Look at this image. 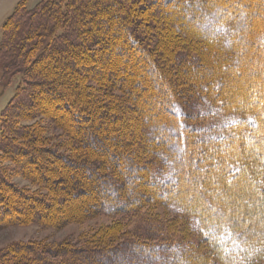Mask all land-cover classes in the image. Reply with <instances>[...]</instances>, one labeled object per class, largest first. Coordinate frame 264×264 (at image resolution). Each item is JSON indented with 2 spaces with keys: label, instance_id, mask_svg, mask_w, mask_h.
<instances>
[{
  "label": "trees",
  "instance_id": "trees-1",
  "mask_svg": "<svg viewBox=\"0 0 264 264\" xmlns=\"http://www.w3.org/2000/svg\"><path fill=\"white\" fill-rule=\"evenodd\" d=\"M133 52L139 64L131 62ZM201 55H211L210 61L204 62ZM104 58L112 61L99 70L98 62ZM0 71L3 77L22 75V85L0 121V155L13 165L9 173L0 164V212H14L13 224H44L37 209H51L46 198L58 202L67 198L82 202H74L67 220L137 215L160 207L174 218L181 216L190 235L189 241L174 236L175 219L169 225L154 221L153 228L143 226L132 240L93 248L12 244L0 249V264H257L262 260L264 240L242 224V210L232 209L234 200L242 207L244 201L259 200L260 179L241 178L240 183L246 180V185L254 186L253 196L231 186L232 172L242 159L236 146L216 155L215 164L216 157L209 153L215 146L201 147L209 129L200 128L197 135L181 116L185 108L195 114L230 104L222 98L214 106L216 93L203 97V88L213 89L222 82L221 75L228 80L252 75L234 100L239 115L223 127L228 128V142L250 128L264 136V104L249 103L250 90L264 97V0H40L31 8L19 0L2 24ZM125 74L129 79H123ZM199 87L202 92L196 91ZM50 98L66 103L67 114L62 105H49ZM192 99L199 102L193 104ZM150 102L157 107L147 110ZM245 109L253 110V117L244 121ZM45 120L62 132V141L53 143ZM83 120H89L90 126L82 127ZM103 120L112 122L106 133L99 130ZM180 128L189 133L181 136ZM181 146L190 153L179 152ZM185 160L191 164L188 169ZM45 164L56 167L57 177L46 176L50 169ZM261 164L258 157L252 163L257 175L263 174ZM209 165L216 168L202 177L195 173ZM12 173L24 176L44 194L16 188L8 179ZM188 174L196 182L189 194L183 182ZM210 196L229 202L211 208ZM226 206L229 221L222 216ZM120 226L113 224L103 236L112 241L109 231ZM225 233L236 247L219 244L217 236ZM239 245L247 247L244 252Z\"/></svg>",
  "mask_w": 264,
  "mask_h": 264
},
{
  "label": "rangeland",
  "instance_id": "rangeland-1",
  "mask_svg": "<svg viewBox=\"0 0 264 264\" xmlns=\"http://www.w3.org/2000/svg\"><path fill=\"white\" fill-rule=\"evenodd\" d=\"M18 1L19 0H0V39H1V29H2L3 20H5L7 16L10 15V13L12 12L14 6L17 4ZM39 1L40 0H25V3L29 8H31L35 4H37ZM132 57L134 59L135 57L134 52H133V55L131 56V59L128 58V60L130 59L131 62L132 61L135 62V59L133 60ZM201 58H202L201 60H203L204 62H208L210 61L211 55H201ZM119 59L123 60V57H119ZM111 61H109V59L107 58H104V60L101 59L100 62H98L99 64L98 69L102 70L104 67L109 65ZM136 63L139 64L138 61H136L135 64ZM125 70L126 69H124L123 72H126ZM136 72L138 73L140 71L136 69ZM142 72L144 74H147L146 70H143ZM221 76H222L221 77L222 82L218 83L217 85H214L213 89L210 87H208L207 90L203 88L202 90L204 91L203 97H207V98L208 96L210 97V95L206 96V94H211V97H212L214 96L212 93L214 94L216 93L217 103H215L214 106H217L218 104H220L218 103V101L222 98L229 99L228 101L230 102L228 103L230 104L226 103L224 105V108L222 109L219 108L216 111H214V109L212 108V110L207 109L208 112L207 110L206 111L199 110L198 113L195 112V114L193 113V111L188 112L187 109L185 108L184 110L185 113L181 116V120L183 119L182 120L183 123H187L193 128H196L192 132L197 135L201 133V131L199 130L200 128L204 127L205 130L209 129L210 136L206 141H204V143L202 142L201 147L208 148V147L215 146L214 151H210L209 149V153H211L213 157H216V159H217L218 154H220L221 152H227L228 148L230 150L231 147L236 146L235 151H237L238 154L242 155V159L240 160L241 164L236 163L237 168L233 170L232 172L233 174L231 178V183H232L230 184L231 186H234L235 188L245 189V193L247 196L248 195L253 196L251 191L255 189L254 186H252L251 183L246 185V180L245 182H243V184L240 183L241 178H244V179L246 178L251 182L254 178H255L254 180H256V178L257 180L258 178L260 179V181L257 182L258 184L257 195L258 197H260L259 200H256L253 202L244 201L243 203L244 208L241 206V201L234 200L232 209L234 210V212L241 211V210L243 211V217L241 218L242 224L245 227H247L248 230L249 229L253 230L254 228V231L256 230L254 237H257V239L261 241V240H264V217L262 215L264 213V204L261 203V202H264V200L260 201V199L264 197V175H263L264 174V159H263L264 158V136L260 135V130H255L254 128L252 129L250 128L249 131H247L244 135L239 136V137L235 135L232 138V140L228 142L229 140H227L228 138L227 136H228L229 131H228V128L223 127L225 123L230 122V120L235 119L239 115L238 112H240V109H237L236 101L234 100L239 98L238 94L240 93V91H242L245 88L246 83L250 82L252 75L251 76L250 75L246 76V74L244 76L240 75V76H236V78L232 80H228V78L223 75ZM246 77H248L249 79H247ZM125 78L129 79V76L125 74L123 76V79ZM195 83H197V81ZM21 85H22V75L17 74V75H13L10 77H3V73L0 71V121L2 119V114L5 108L10 103L11 99L16 94L17 89ZM200 89H201L200 87L196 88V91L202 92ZM143 92L144 91H142V93ZM253 95L255 99L252 97ZM249 98H251L249 101L250 104H254V105H259V103L264 104V97L260 96L258 91L255 92L254 94L252 90H250ZM55 100L56 99L52 100L51 98L48 99V102H49L48 104L49 105L51 104L52 106L62 105L64 109L63 110L64 114L65 113L67 114V110L65 108L66 103H63L62 100L61 101L60 100L55 101ZM197 102L199 101L192 99L193 104H196ZM146 107H147L146 108L147 110L155 109L157 107V103L150 102L148 105H146ZM71 110L73 109L71 108L70 111ZM131 111L132 109H130V112ZM252 112L253 110L251 109H245L246 115L244 116L243 120L245 121L247 117H253ZM206 113H208V116H206ZM79 118L81 119V116ZM28 123L31 124L33 123V121H28ZM44 123L46 124L48 135L54 137L53 139H55V142L52 140L53 143L55 144L56 142L62 141V138H61L62 132L58 129L53 128L49 121L45 120ZM89 123H90L89 120L88 121L83 120L80 123V125L82 124L81 125L82 127H89L90 126ZM111 123L112 122L108 123L105 120H103L101 124V128L99 129L100 132L106 133L107 130H111L112 129ZM259 127H260V123H259ZM180 132H181V136L187 135L189 133V131L185 130L184 128L183 130L180 128ZM212 134H214V136L216 137H211ZM221 134L223 135V137L220 136ZM178 151L182 152L185 155L190 153L187 147L184 148L182 146ZM257 157L260 160V164L261 163L263 164V165L261 164L260 166V170L262 171L263 174H260V175L256 174L255 169H253V166H252V163H255V160ZM233 161L235 160L233 159ZM201 163H203V161H201ZM214 163L215 164L218 163V159L215 160ZM0 164L4 167H7L8 170L10 171L9 173L13 171V165L7 160H5L1 155H0ZM190 165L191 164H189V161L185 160L184 167L188 169L190 168ZM45 166L47 167V169H50V173H51V174L48 173L46 170L45 172L46 176H49V177L52 176L53 178L57 177L56 175H58V172L56 171L57 170L56 167H54L51 164L50 165L45 164ZM52 168L54 170H52ZM214 168H216V165L215 166L209 165L207 168L196 170L195 173L202 177L204 176L205 172L207 173L209 171H212L214 170ZM191 175L183 178V182L186 185L185 189L187 190V194L191 193L194 190L193 185L196 183L194 181V176H191ZM8 179L18 189L25 190L29 193H34V190H36V188L33 185H31L24 176L20 174L12 173ZM216 180L218 179L216 178ZM248 180L247 182H249ZM55 181L58 183L60 179L56 178ZM58 185L61 186L62 183L60 184L58 183ZM57 187L61 189L64 188V187H59V186ZM36 191L38 192L37 194H44V192H40L38 190ZM210 197L211 198H210L209 203L212 206L211 208H213L214 206H218L220 202L224 203L225 201L226 202L228 201L227 198H223V197H220V199L217 197H213V196H210ZM78 200L79 199L77 200L72 199L71 201L70 199L66 198L64 202H58L56 200L53 201V200H50L49 198L48 199L46 198L47 204L51 205V209L44 210L43 207L40 209H37V211H41V213L44 215L43 216L44 224H41V225L34 224L29 221L15 225L12 223L13 221L12 218L13 216H15L14 212H8V213L0 212V216H1L0 217V249L6 248L16 243L26 244V243H32V242L46 244L51 247L68 246V247H73V248H93L99 245H104V244H109V243L111 245V244H116L119 241L134 239L133 234L136 231H140L141 229H143V226H145V228L146 227L149 228V226L150 228H153L154 221H156L157 223L169 225L168 222L171 221L172 219H175V221H178L176 225L172 227L173 228L172 231H175L174 236L179 237L181 239L183 238L184 240L189 241L190 235L189 233H187V231L185 232V230H187V227L184 226V223H186L185 220L182 219L181 216H176L178 219L174 218L173 214H171L170 212H167L166 210L160 207H157L155 209H150V211L145 212L144 214L143 212L145 210L141 211V213L137 215L132 214V215H127V216L126 215L108 216L106 214H99L92 218L84 217L83 219L79 221L78 220H67V217H66L67 212L69 211V209L73 208L74 202L76 201L78 202ZM78 203H82V202H78ZM1 204L2 203H0V205ZM75 205L80 206L81 204H75ZM23 208L24 206L22 205L19 209L22 210ZM215 211L211 209V212L215 213ZM146 214H148V217H147L148 221L145 219ZM222 216L224 217L225 221L230 220V214H228V208L226 209V212ZM149 220H151L152 222ZM118 222H120L122 226H120L118 229L116 228L115 230L109 231V233L112 234L111 237L114 238L112 241H111V238L110 239L108 238V236L106 237L103 236L104 231H106L108 227ZM225 235L227 236L226 233L223 234V236H219V237L217 236V240L219 244L222 247L224 244H228L229 246L234 247L235 243L233 239L228 236L226 237ZM230 239H232V242H230ZM196 245L198 244L196 243ZM237 247L238 249H241L240 252H244L243 248L245 249L247 248L241 245ZM224 250H226V248H224ZM256 257H259V255H256ZM261 258L262 260H259L257 264H264V256H261Z\"/></svg>",
  "mask_w": 264,
  "mask_h": 264
},
{
  "label": "crops",
  "instance_id": "crops-1",
  "mask_svg": "<svg viewBox=\"0 0 264 264\" xmlns=\"http://www.w3.org/2000/svg\"><path fill=\"white\" fill-rule=\"evenodd\" d=\"M17 3H18V2H17ZM15 6H16V5H15ZM15 6H14V7H15ZM13 9H14V8H13ZM12 11H13V10H12ZM6 16H7V15H6ZM4 18H5V17H4ZM4 18H3V19H4ZM3 22H4V20H3Z\"/></svg>",
  "mask_w": 264,
  "mask_h": 264
}]
</instances>
